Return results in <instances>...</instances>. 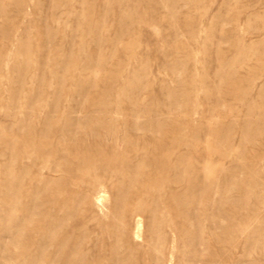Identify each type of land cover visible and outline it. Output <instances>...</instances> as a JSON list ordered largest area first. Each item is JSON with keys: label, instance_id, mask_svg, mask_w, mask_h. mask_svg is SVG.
<instances>
[{"label": "rangeland", "instance_id": "obj_1", "mask_svg": "<svg viewBox=\"0 0 264 264\" xmlns=\"http://www.w3.org/2000/svg\"><path fill=\"white\" fill-rule=\"evenodd\" d=\"M0 129V177L43 167L65 232L86 226L101 255L264 264V211L251 241L239 232L264 171V0H0ZM195 210L220 228L204 250L188 244ZM37 222L12 250L40 256Z\"/></svg>", "mask_w": 264, "mask_h": 264}, {"label": "bare ground", "instance_id": "obj_2", "mask_svg": "<svg viewBox=\"0 0 264 264\" xmlns=\"http://www.w3.org/2000/svg\"><path fill=\"white\" fill-rule=\"evenodd\" d=\"M31 4V3H30ZM18 10V9H17ZM36 10V9H35ZM86 10V9H85ZM11 39V38H10ZM111 41V40H110ZM6 54V53H5ZM30 65V64H29ZM6 67V66H5ZM30 69V68H29ZM26 72V71H25ZM53 72V71H52ZM76 72V71H75ZM24 73V72H23ZM3 75V74H2ZM6 76V75H5ZM8 77V76H7ZM32 77V75H31ZM30 77V78H31ZM21 78V77H20ZM28 79V77H27ZM52 79V78H51ZM2 81V80H1ZM6 81V79H5ZM49 82V81H48ZM116 82V81H115ZM124 82V81H123ZM50 83V82H49ZM125 83V82H124ZM52 85V84H51ZM109 88V86H108ZM51 89V87H50ZM48 90V89H47ZM23 91V90H22ZM112 91V90H111ZM123 91V90H122ZM2 92V91H1ZM126 92V91H125ZM104 93V92H103ZM110 93V92H109ZM111 94V93H110ZM25 97V96H24ZM57 98V97H56ZM107 98V97H106ZM24 99V98H23ZM18 101V100H17ZM22 101V100H21ZM109 101V100H108ZM112 101V100H111ZM23 102V101H22ZM40 103V102H39ZM42 103V102H41ZM115 103V102H114ZM16 104V103H15ZM22 104V103H21ZM37 104V102H36ZM121 104V103H120ZM141 104V103H140ZM170 104V103H169ZM40 105V104H39ZM43 105V104H42ZM112 105V104H111ZM44 106V105H43ZM170 106V105H169ZM168 106V107H169ZM23 107V106H22ZM21 107V108H22ZM36 107V106H35ZM135 107V106H134ZM17 108V107H16ZM115 108V107H114ZM140 108V107H139ZM180 108V107H179ZM149 109V108H148ZM113 110V109H112ZM33 111V110H32ZM64 111V110H63ZM59 112L65 113V112ZM35 112V111H34ZM134 112V111H133ZM39 113V112H38ZM41 114V113H39ZM82 113V112H81ZM84 113V112H83ZM96 113V112H95ZM140 113V112H139ZM170 113V112H169ZM66 114V113H65ZM138 114V113H137ZM85 115V114H84ZM99 115V114H98ZM62 116V115H60ZM65 116V115H63ZM67 116V115H66ZM149 116V115H148ZM20 117V116H19ZM33 117V116H32ZM51 117V116H50ZM74 117V116H73ZM104 117V116H103ZM102 117V118H103ZM15 118V117H14ZM17 118V117H16ZM30 118V117H29ZM29 118H27L29 120ZM38 118V116L36 117ZM35 118V119H36ZM53 118V117H51ZM65 117L64 119H66ZM22 119V116H21ZM55 119H57L55 117ZM62 119V118H61ZM85 119V118H84ZM120 119V118H119ZM136 119V118H135ZM162 119V118H161ZM39 120V119H37ZM36 120V121H37ZM48 120V119H47ZM58 119L57 121H59ZM63 120V119H62ZM78 121V119H76ZM100 120V119H99ZM137 120V119H136ZM40 121V120H39ZM54 121V120H53ZM56 121V120H55ZM56 121V122H57ZM98 121V120H97ZM159 121V120H158ZM30 122V121H29ZM55 122V123H56ZM64 122V121H63ZM66 122V120H65ZM74 122V121H73ZM88 122V121H87ZM95 122V121H94ZM102 122V121H101ZM100 122V124H101ZM107 122V121H106ZM114 122V121H110ZM148 122V120L146 121ZM152 122V121H151ZM40 123V122H39ZM76 124V122H74ZM74 123L71 124V126H75ZM81 123V121H80ZM103 123V122H102ZM108 123V122H107ZM115 123V122H114ZM113 123V124H114ZM117 123V122H116ZM161 123V122H160ZM33 124V122H32ZM36 124V123H35ZM48 124V123H47ZM61 124V123H60ZM104 124V123H103ZM112 124V125H113ZM140 124V123H139ZM138 124V125H139ZM27 125V128H29L28 124H24L23 127ZM31 125V123H30ZM66 125V124H65ZM94 125V123H93ZM106 125V124H104ZM109 125V124H108ZM141 125V124H140ZM34 125H32L33 127ZM46 127V125H43V127ZM51 126V125H50ZM54 126V125H53ZM62 126V124H61ZM60 126V127H61ZM64 126V125H63ZM63 126L60 128L62 129ZM87 126V125H86ZM137 126V125H136ZM47 127H49L47 125ZM52 127V126H51ZM77 127V126H76ZM82 127V126H80ZM78 127V129L80 128ZM85 127V126H84ZM98 127V126H97ZM107 127V126H106ZM115 127V125H114ZM113 127V128H114ZM58 128V129H59ZM73 128V127H72ZM31 129V127H30ZM59 129V130H60ZM75 129V128H73ZM89 129V128H88ZM91 129V127H90ZM100 129V128H99ZM111 129V128H110ZM109 129V130H110ZM116 129V128H115ZM1 130V129H0ZM6 130V129H5ZM34 130V129H33ZM48 132V128L45 129ZM70 130V129H69ZM81 130V129H80ZM87 130V129H86ZM65 131V128H64ZM96 131V130H95ZM106 131V130H105ZM149 131V130H148ZM35 132V131H34ZM66 132V131H65ZM72 132V131H71ZM74 132V130H73ZM72 132V133H73ZM2 133V132H1ZM68 133V132H67ZM75 133V132H74ZM76 133H79L76 132ZM89 133V132H88ZM114 133V132H113ZM47 134V133H45ZM62 134V133H61ZM64 134V133H63ZM82 134V133H81ZM91 134V132H90ZM111 134V133H110ZM109 134V135H110ZM120 134V133H119ZM4 135V134H3ZM73 135V134H72ZM70 135V136H72ZM83 135V134H82ZM94 135V134H93ZM96 135V134H95ZM113 135V134H111ZM118 135V134H117ZM123 135V134H122ZM1 136V135H0ZM6 136V134L4 135ZM3 136V137H4ZM61 136V135H60ZM139 136V135H138ZM63 135L60 137L62 139ZM76 137V136H75ZM105 137V136H104ZM121 137V136H120ZM31 138V137H30ZM102 138V137H101ZM140 138V137H139ZM17 139V138H16ZM81 139V137H80ZM86 139V138H85ZM98 139V138H97ZM114 139V138H113ZM122 139V138H121ZM7 139H5L6 141ZM59 140V138H58ZM66 139H64L65 141ZM87 140V139H86ZM29 141V140H28ZM106 141V140H105ZM121 141V140H120ZM31 142V140H30ZM82 142V141H81ZM122 142V141H121ZM61 144V142H59ZM127 143V142H126ZM184 143V142H183ZM14 144V141H13ZM16 145V144H14ZM19 145V144H18ZM16 145V146H18ZM24 145V143L22 144ZM21 145V146H22ZM26 144V148H27ZM31 145V144H30ZM98 145V144H97ZM146 145V144H145ZM144 145V146H145ZM96 146V145H95ZM186 146V145H185ZM67 147V146H66ZM98 147V146H97ZM132 147V146H131ZM184 147V146H183ZM7 148V146H6ZM16 148V147H15ZM18 148V147H17ZM16 148V149H17ZM23 148V147H22ZM55 148V147H54ZM53 148V149H54ZM95 148V147H94ZM99 148V147H98ZM15 149V150H16ZM25 149V148H24ZM31 149V148H30ZM57 149V148H56ZM55 149V150H56ZM21 150L22 149H18ZM17 150V152H19ZM26 150V149H25ZM49 150V149H48ZM47 150V151H48ZM52 150V149H51ZM54 150V151H55ZM66 150V149H65ZM41 151V150H40ZM60 150H58L59 152ZM67 151V150H66ZM240 151V150H239ZM30 152V151H29ZM38 153L37 151H34ZM50 154L52 153L49 151ZM61 152V151H60ZM226 152V151H225ZM27 153V152H24ZM33 154V152H30ZM47 152L44 151V153L40 152L42 156H44V160H48L50 157H53L55 155H49L47 159V155L45 156ZM56 153V151H55ZM54 153V154H55ZM62 153V152H61ZM93 153V152H92ZM127 153V152H126ZM13 154V153H12ZM20 154H23L21 152ZM48 154V153H47ZM64 153L63 155H65ZM227 154V153H226ZM14 155V154H13ZM18 155V154H17ZM15 155L14 157H17ZM27 155V154H26ZM30 155V154H28ZM24 156V155H23ZM41 156V157H42ZM67 154L65 155V157ZM100 156V155H99ZM224 156V155H223ZM238 156V155H237ZM31 157V156H30ZM27 156V158H30ZM46 157V158H45ZM58 157V156H57ZM64 156H62L63 158ZM64 157V158H65ZM25 158V156H24ZM40 159V156L38 157ZM43 158V157H42ZM41 158V159H42ZM55 158V157H53ZM52 158V159H53ZM59 158H61L59 156ZM67 158V157H66ZM86 158H88L86 156ZM92 158L95 159V156ZM12 158L10 162L13 160ZM26 159V158H25ZM31 159V158H30ZM27 159V160H30ZM33 159V158H32ZM40 159V160H41ZM51 159V158H50ZM51 159V160H52ZM56 159V158H55ZM104 158H102L103 161ZM78 160V159H77ZM80 160V159H79ZM85 160V159H84ZM96 160V161H95ZM94 162L99 161V159H95ZM107 160V159H106ZM22 161V160H21ZM54 164H55V160ZM52 161V163H53ZM101 161V159H100ZM262 161V160H261ZM16 162V161H15ZM36 162V161H35ZM57 162V160H56ZM83 162V161H82ZM85 162V161H84ZM86 162H88L86 160ZM109 162V161H107ZM14 163V162H13ZM17 163V162H16ZM15 163V164H16ZM71 163V162H70ZM76 163H78L76 161ZM167 163V162H166ZM238 163V162H237ZM20 164H23L22 162ZM37 164V162H36ZM39 165L41 164L38 163ZM43 164V163H42ZM48 164V163H46ZM51 164V163H50ZM93 164V163H92ZM101 164V163H100ZM111 164V163H110ZM239 164V163H238ZM34 165V164H33ZM45 165V164H44ZM41 165V166H44ZM52 165V164H51ZM50 165V166H51ZM79 164H76V166ZM91 165V164H90ZM241 165V164H240ZM17 166V165H15ZM14 166V167H15ZM32 166V165H31ZM48 166V165H47ZM54 165L51 168V170L57 171V169ZM58 166V165H57ZM69 166V165H68ZM80 166V165H79ZM78 166V167H79ZM106 166V164H105ZM109 166V164H108ZM13 164H9L6 168L5 171H3V175L0 177V264H126L127 261L126 259H120L118 257H111V255H101L100 251H109L110 249L108 246H104L103 244H98V242L94 241L91 238V233L89 229L85 227H77L76 229H72L71 232L69 233L70 230H66L65 232V227L67 224V220L69 221L70 214L66 213V209L62 207L61 203V190L57 187V182L54 180V178H48L44 176L43 173V167L39 168L38 165L36 166L39 168V170L34 173L31 171L29 164H24L20 165L17 169L18 171L16 172L14 170ZM59 167V166H58ZM77 167V168H78ZM91 167V166H90ZM110 167V166H109ZM165 167V165H164ZM16 168V167H15ZM32 168V167H31ZM45 168V166H44ZM49 168V167H48ZM73 168V167H72ZM80 168V167H79ZM85 167V171H88ZM95 169V167H92ZM234 168V167H233ZM238 168V167H237ZM264 168V167H263ZM35 169L36 168H32ZM46 169V168H45ZM56 169V170H54ZM93 169V170H94ZM222 169V168H221ZM240 169V168H239ZM238 169V170H239ZM243 169V168H242ZM48 170V169H47ZM50 170V169H49ZM50 170V171H51ZM77 170V169H76ZM79 172V169L77 170ZM84 171V170H83ZM96 172V169L94 170ZM244 171V169H243ZM33 172V173H31ZM61 172V168H60ZM82 171H80L81 173ZM231 172V171H230ZM242 172V171H241ZM252 173V171H250ZM58 173V172H57ZM121 173V172H120ZM209 174V173H208ZM237 174V173H236ZM85 175V173H84ZM96 175V173H95ZM110 175V174H109ZM254 176L257 175L256 179H252L248 184L250 187H253V194L249 196L250 202H249V207L250 209L253 210V214L247 215V217L244 219V226H242L239 230L240 234H245L246 235V242L251 241V234L253 235V232L248 233L247 229L249 228L250 225L253 224V222H258V219H261L260 217L258 218V215L260 214L261 211H264V171L261 173H254ZM252 175V178H255ZM50 176V175H49ZM231 176V175H230ZM261 177L263 180L260 181L258 178ZM95 177V176H94ZM218 179V178H217ZM58 180V179H57ZM206 180V179H205ZM191 181V180H190ZM92 182V181H91ZM217 182V181H216ZM96 183V182H95ZM161 184V183H160ZM213 184V183H212ZM102 185V184H101ZM218 186V185H217ZM134 187H136L134 185ZM246 187V185H245ZM219 190V189H218ZM63 191V190H62ZM217 191V190H216ZM64 193V192H63ZM82 194V193H81ZM80 194V195H81ZM169 194V193H167ZM249 195V194H248ZM247 195V196H248ZM82 196V195H81ZM68 197V196H67ZM75 197V196H74ZM77 198V197H76ZM79 199V198H77ZM99 199V198H98ZM72 200V199H71ZM94 200V199H93ZM204 200V199H203ZM220 200V199H219ZM79 201V200H77ZM211 201V200H210ZM252 201V202H251ZM161 202V201H160ZM208 202V201H207ZM138 203V201H137ZM92 204V201H91ZM211 204V203H210ZM236 204V203H235ZM69 205V204H68ZM75 205V204H74ZM73 205V206H74ZM58 206V207H57ZM202 206V205H201ZM75 207V206H74ZM209 207H212L210 205ZM211 209V208H210ZM122 211V210H121ZM201 211V209H200ZM199 211V212H200ZM16 212H20V216L16 219ZM133 212V211H132ZM196 210L194 213L191 214L190 219L192 221V224L194 226V232L190 234L188 244L189 245H197L204 250V247H207V244L210 240V236L212 235V232L214 230L217 232V229H220L217 227V223L215 222L217 219L213 215H208L206 212H203L200 214ZM124 214V213H123ZM219 214H217V218L220 220H225L224 218L225 215H221V212L219 211ZM120 215V214H119ZM257 216V217H256ZM76 217V216H75ZM226 217V216H225ZM264 217V216H263ZM138 218V217H137ZM234 220V219H233ZM42 221L44 223V226H42L40 235L42 237V243L40 244L39 248L41 251L38 252L40 255L39 257L35 259H31L28 257L27 254H25V247L22 249L20 252H16L15 249L12 250L11 247L14 248H22V244H20L19 239L21 238V235L24 231L27 225L34 224L36 222ZM171 221V220H170ZM38 222L36 225H38ZM211 223L213 228L211 227H206L205 223ZM239 222V221H238ZM40 223V222H39ZM140 223V222H139ZM41 224V223H40ZM12 225V226H11ZM40 227V225H39ZM67 228V227H66ZM38 230V227L32 228ZM93 229V228H92ZM214 229V230H212ZM30 230V229H29ZM232 230V229H231ZM31 231V230H30ZM37 232V231H36ZM264 232V231H263ZM74 233H78V236L70 241L72 237H74ZM233 233V231H232ZM39 234V231H38ZM216 234V233H215ZM231 234V233H230ZM233 236L232 234L230 237ZM237 238V237H236ZM235 238V239H236ZM234 239V237H233ZM238 240V239H237ZM19 243V244H18ZM231 243V242H230ZM259 243V242H258ZM257 243V244H258ZM12 245V246H11ZM107 245V244H106ZM261 245V244H260ZM21 246V247H20ZM262 247H264L262 245ZM107 251H106V250ZM216 249V248H215ZM52 250L51 253L46 254L47 251ZM158 250V249H156ZM201 250V251H202ZM157 252V251H156ZM202 253V252H201ZM205 253V252H203ZM108 254V253H107ZM119 254V252H118ZM200 254V253H199ZM131 255V254H130ZM204 255V254H203ZM207 255V254H205ZM257 256V255H256ZM140 257V256H139ZM208 257V256H207ZM127 258V257H126ZM140 259V258H139ZM205 259V257H204ZM203 259V260H204ZM207 259V258H206ZM230 259V258H229ZM145 261V260H144ZM143 261V262H144ZM205 261V260H204ZM140 262V261H139ZM192 262L195 264H203V262L198 261L197 259L193 258ZM141 264V263H140Z\"/></svg>", "mask_w": 264, "mask_h": 264}]
</instances>
